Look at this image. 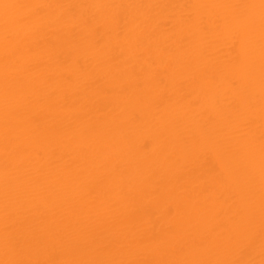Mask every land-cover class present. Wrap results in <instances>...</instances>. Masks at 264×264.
Returning a JSON list of instances; mask_svg holds the SVG:
<instances>
[{"label": "bare ground", "instance_id": "obj_1", "mask_svg": "<svg viewBox=\"0 0 264 264\" xmlns=\"http://www.w3.org/2000/svg\"><path fill=\"white\" fill-rule=\"evenodd\" d=\"M0 264H264V0H0Z\"/></svg>", "mask_w": 264, "mask_h": 264}]
</instances>
